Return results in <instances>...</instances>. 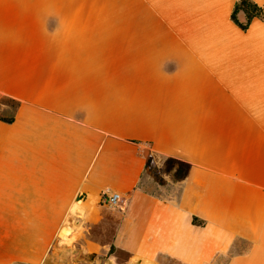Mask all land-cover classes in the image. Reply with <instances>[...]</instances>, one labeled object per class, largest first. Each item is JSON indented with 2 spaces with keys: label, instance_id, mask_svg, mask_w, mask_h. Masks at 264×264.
<instances>
[{
  "label": "crops",
  "instance_id": "crops-1",
  "mask_svg": "<svg viewBox=\"0 0 264 264\" xmlns=\"http://www.w3.org/2000/svg\"><path fill=\"white\" fill-rule=\"evenodd\" d=\"M236 1L0 0V264H264V23ZM156 160L180 179L149 189Z\"/></svg>",
  "mask_w": 264,
  "mask_h": 264
},
{
  "label": "rangeland",
  "instance_id": "rangeland-1",
  "mask_svg": "<svg viewBox=\"0 0 264 264\" xmlns=\"http://www.w3.org/2000/svg\"><path fill=\"white\" fill-rule=\"evenodd\" d=\"M148 171V175L152 181V185L148 188L153 189L157 183L163 184L168 179L177 181L183 174L184 166L172 161H155ZM153 167V168H152ZM120 204V203H119ZM79 228V224L76 222ZM63 236V234H62ZM113 257L116 259L113 261ZM127 255H86L82 252L78 243L64 240L62 243L56 244L54 254L49 255L42 264H125ZM161 264H179L172 260L163 259ZM222 260H218L216 264H221Z\"/></svg>",
  "mask_w": 264,
  "mask_h": 264
},
{
  "label": "trees",
  "instance_id": "trees-1",
  "mask_svg": "<svg viewBox=\"0 0 264 264\" xmlns=\"http://www.w3.org/2000/svg\"><path fill=\"white\" fill-rule=\"evenodd\" d=\"M231 21L242 31H246L254 19H258L264 23V3L258 5L252 0H238L233 6L230 14ZM10 104H14V101L8 100ZM0 121L5 123H12L13 118H2ZM176 162V161H172ZM194 224H199L196 219H193ZM113 252V248L110 249V253Z\"/></svg>",
  "mask_w": 264,
  "mask_h": 264
},
{
  "label": "built area",
  "instance_id": "built-area-1",
  "mask_svg": "<svg viewBox=\"0 0 264 264\" xmlns=\"http://www.w3.org/2000/svg\"><path fill=\"white\" fill-rule=\"evenodd\" d=\"M121 197L117 193L103 192L100 195V204L106 208L117 207L120 203Z\"/></svg>",
  "mask_w": 264,
  "mask_h": 264
}]
</instances>
